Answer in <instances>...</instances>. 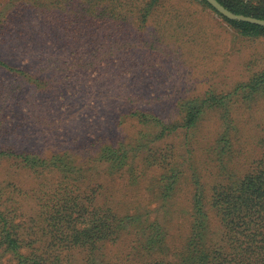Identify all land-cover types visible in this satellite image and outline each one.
I'll return each mask as SVG.
<instances>
[{"label":"trees","instance_id":"trees-1","mask_svg":"<svg viewBox=\"0 0 264 264\" xmlns=\"http://www.w3.org/2000/svg\"><path fill=\"white\" fill-rule=\"evenodd\" d=\"M168 1L56 0L68 36L52 69L67 66L69 76L76 72L93 90L104 89L109 78L126 88L121 79L135 75L119 41L130 44L128 22L153 28L146 36L149 65L191 40L184 25L163 19ZM217 1L232 13L264 20V0ZM24 6L13 8L3 32ZM222 17L245 40H264V27ZM244 48L238 44L223 56L203 94L179 99L174 117L146 87L123 97L113 110L138 129L114 144L97 134L86 149L77 137L50 155L0 150V164L15 159L12 177L27 170L35 180L26 197L10 191L11 182H0V264H264V55L238 59L234 67ZM237 67L243 80L225 88L226 73ZM97 173L125 179L119 182L137 195L122 200L126 193H114ZM186 184L188 207L175 209ZM180 216L189 225L173 235L170 227ZM123 241L131 243L127 260L113 261L110 254Z\"/></svg>","mask_w":264,"mask_h":264},{"label":"rangeland","instance_id":"rangeland-1","mask_svg":"<svg viewBox=\"0 0 264 264\" xmlns=\"http://www.w3.org/2000/svg\"><path fill=\"white\" fill-rule=\"evenodd\" d=\"M21 2L25 5L20 11L18 9L22 15L19 17L17 14L10 21L8 33L3 32V21ZM166 7L170 13L163 19L170 18L172 24L184 25L183 32L191 37L190 42L149 65L146 43L150 40L146 36L153 28H139L137 24L128 22L126 34L130 44L119 41L124 44L123 50L128 57L131 56L133 66L129 64V67L135 75L130 77L126 74L121 79L122 83H126V88L122 90L117 88L118 84L112 78L108 79L104 89L93 90L79 80L76 72L69 76L65 71L67 66L52 69L55 68L53 63L62 56L63 41L68 36L64 31L65 24L59 18L56 0H0V150L50 155L67 148L61 142H73L77 137L83 139L81 143L86 149L97 134L114 144L124 136L135 134L138 129L132 121L119 117L113 110L114 105L124 101L126 95L148 88L146 94L150 99L156 97L155 103L166 106V116L174 117V104L183 97L203 94L209 89L212 84L206 78L220 72L223 56L238 49V44L245 48L241 57L235 53L234 67L239 66L238 59L244 63L254 53L264 55L263 39L245 40L218 12L201 0H170ZM114 48L118 52V46ZM21 70L23 73H20ZM117 72H122V69ZM139 74L141 79L135 80ZM226 74L231 78L226 83L227 89L231 87V81L236 82L244 75L239 67L232 73L228 70ZM38 77L44 78V86H49L41 89L42 83L33 84L32 78ZM50 122L54 127L49 126ZM89 133L92 140L88 139ZM3 159L0 182H11L10 191H16L23 197L31 194L35 180L30 173L20 170L12 177V171L16 170L15 159ZM99 175L97 173V181H110L114 193L120 191V196L126 193L127 197L122 200L137 195L119 182L125 179H106L104 175ZM144 194L143 199H148ZM190 195V186L183 185L175 209L187 208ZM188 225L187 219L180 216L170 229L173 235H177L184 233ZM130 245V241L121 242L112 250L110 258L113 261L117 258L127 260L125 257Z\"/></svg>","mask_w":264,"mask_h":264},{"label":"water","instance_id":"water-1","mask_svg":"<svg viewBox=\"0 0 264 264\" xmlns=\"http://www.w3.org/2000/svg\"><path fill=\"white\" fill-rule=\"evenodd\" d=\"M220 15L231 21L246 22L258 26L264 27V20L256 19L253 17H246L243 15H237L226 9L217 0H206Z\"/></svg>","mask_w":264,"mask_h":264}]
</instances>
